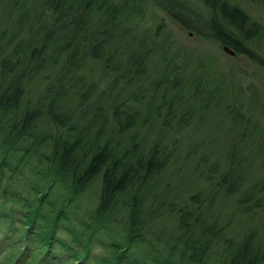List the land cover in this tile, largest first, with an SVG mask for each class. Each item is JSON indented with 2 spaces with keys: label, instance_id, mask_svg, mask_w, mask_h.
I'll use <instances>...</instances> for the list:
<instances>
[{
  "label": "rangeland",
  "instance_id": "1",
  "mask_svg": "<svg viewBox=\"0 0 264 264\" xmlns=\"http://www.w3.org/2000/svg\"><path fill=\"white\" fill-rule=\"evenodd\" d=\"M229 1L240 5L261 23V32L247 43L263 58L262 62L253 60L246 54L227 52L223 42L217 38L203 37L195 32L191 34L190 29L154 0H138L137 12L129 13L127 21L117 23L116 30L120 29V32H111L108 41L113 38L114 42L119 41L118 34L125 30L122 28L127 29L131 25L127 38L117 43L118 50L116 47L117 51H111L113 54L119 53L121 63H128V67L131 66L134 55L138 57V53L145 52L148 55L146 73H139L134 66L130 69L121 66L118 71L106 69L101 61L90 54L77 71L86 83L96 84L91 101L99 98L104 115L108 118L106 127L102 129L104 134L101 143L109 135L119 143L122 151L131 145L133 137L145 142V146H151L155 139L161 140L168 159L160 174L163 175V180H158L160 188H168V195L176 201L178 208L189 207L193 209V217L199 215L201 223L220 229L221 239H213L208 264H219L221 253L227 245L226 238L240 243L251 236L254 245L264 249V3L260 0ZM190 2L208 17L221 19L203 0ZM48 11L47 0H0L1 88L6 85L10 76L27 70V64L19 62L15 64L12 75L2 80L1 57L11 55L12 46L18 39L27 41L33 39L35 34V43H40L46 32V28H42L43 23L51 22ZM186 18L191 23L203 25L205 30L209 28L205 27L207 19L197 21L191 12L187 13ZM135 27L134 34L129 35ZM19 28L22 29L20 36L6 42ZM65 56L66 54H62L57 64L48 65L25 79L23 102L15 109L18 113L24 112L27 106L43 109L37 120L36 131L52 138H62L76 131L70 126L56 125L45 108L46 88L54 81L55 75L61 73ZM71 91L73 90L69 92ZM78 101V96H68L64 106H67L68 113L73 114V122L77 128H82V133L93 116L88 111L86 114H75ZM169 102L173 103L174 110L167 116V112L171 111L168 110ZM114 108L136 114L138 118L134 126L124 132L115 128ZM129 111L123 112L124 120L132 118ZM86 130L88 131L83 136L94 135L96 129L89 126ZM242 138L246 140L245 145L240 142ZM1 142L0 138V209L2 206L6 209H19L15 211V223L20 231L14 232L15 235L8 234V221L0 220V264L12 263L13 260V264H19L20 261V264H28L26 262L29 258H33V262L42 254L48 255L47 245L42 246L38 242L28 244V234L25 237L23 233L22 221L27 213L23 202L34 199L35 194L31 189L36 180L33 174L35 170L32 168L35 161H21L20 151L8 153L4 151ZM50 145L49 138L45 147L50 149ZM233 149L236 154L232 153ZM4 153L8 155L1 160ZM6 158H9L7 161L12 168L3 164ZM240 159L244 160L241 165ZM238 162L244 173V184L240 191L229 193L218 179L221 180V172L226 168H237ZM14 167L17 168L15 172ZM42 181L39 185L43 184ZM231 185L234 187V184ZM55 186L46 198L47 205L52 206L54 203L56 208L65 209V220L70 221L82 234L88 235L94 226L92 217L99 200L101 178L98 177L70 204L65 198L66 193L60 186ZM252 186H256L254 195L250 193ZM243 197L247 202L240 200ZM63 204L65 207L61 208ZM45 206L41 210L49 213L50 210ZM177 212L178 209L172 213L166 210L154 220L152 232L145 235V241L139 242L142 253L152 244L165 253L169 252L164 243L155 240L153 234L160 231L163 239H172L175 231L178 233L177 221L180 215ZM127 213V206H124L116 213V217L124 221ZM112 225L115 228V238L124 237L122 228L117 227L116 223ZM105 232L106 229L97 230L95 235H103ZM20 233H23V238L17 239L16 236ZM4 235L13 236L14 240L13 237L11 241L5 239ZM56 237L69 239L70 235L59 229ZM29 241L37 240L31 238ZM94 243L95 255L106 256V253H110V249L100 245L97 237ZM173 258H178V254H174ZM71 259L69 254L59 259L52 258L51 254L50 264H76Z\"/></svg>",
  "mask_w": 264,
  "mask_h": 264
},
{
  "label": "trees",
  "instance_id": "2",
  "mask_svg": "<svg viewBox=\"0 0 264 264\" xmlns=\"http://www.w3.org/2000/svg\"><path fill=\"white\" fill-rule=\"evenodd\" d=\"M158 1L187 29L203 37L217 38L238 53L262 62L263 58L251 48L249 42L247 43L261 32L262 25L240 5L229 0H203L216 11L223 20L221 21L215 16L205 15L190 2L191 0ZM260 1L264 3V0ZM47 5L51 22L43 23L42 28H46V32L40 43H35V34L33 39L27 41L18 39L12 46L11 55L1 57L2 80L12 75L15 64L19 62L26 63L27 70L31 68L29 71L26 70L27 72H16L13 77L7 79L3 88L0 87L3 89L2 93L0 92L1 145L8 153L20 151L21 161H35L32 168L35 170L33 174L36 180L31 187L35 194L34 199L23 202L27 210L25 220H21L24 226L23 233L25 237L28 234V244L38 242L40 245L48 246L49 256L42 254L38 260L31 262L33 258H29L26 263L50 264L51 254L54 259L69 254V258L76 264H208L213 239H221L220 229L214 225L201 223L199 215L193 217V209L178 208L176 201L169 197L168 188H160L158 180H163V175L160 174L168 159V153L161 140L155 139L151 146H145V142L133 137L131 145L122 151L119 143L109 135L105 142L101 143L104 134L102 129L106 127L108 118L106 114L104 115L100 99L91 101L96 84L86 83L81 73L77 72L87 61L86 56L90 54L101 61L106 69L118 71L121 66L127 69L134 66L139 73H146L148 55L145 52L138 53V57L134 55L133 62L128 67V63L124 65L121 63L119 53L114 52V55L111 51L118 50L117 43L127 38V31L129 33L131 25L127 29L122 28L125 30L118 34L119 41L114 42V38L108 41L111 32H120V29L116 30L117 23L127 21L129 13L137 12L138 0H47ZM188 12H191L197 21L207 19L205 27L209 26L208 30H205L203 25L191 23L186 18ZM135 29L136 27L132 28L129 35H133ZM21 33L22 29L19 28L6 42L18 38ZM62 54L66 56L61 73L59 75L55 73L54 81L48 84L44 94L45 108L56 125L70 126L76 131L74 133L70 131L71 134H66L67 136L62 138H52L36 131L37 120L43 109L27 106L22 113L15 109L23 102L26 80L44 67L57 64ZM116 60L118 61L114 62ZM70 90L73 91L69 92ZM70 93L72 94L68 95ZM68 96L73 98L78 96L75 114L79 112L86 114L88 111L93 116L88 125L90 128L95 127L94 135L83 136L89 126L80 133L82 128H77L73 122V114L68 113L67 106H64ZM164 97L166 98V95ZM168 104V110L171 111L167 112V116L173 109V103ZM127 111L129 110L117 108L113 111V126L121 132L133 127L138 118L129 111L132 118L124 120L123 112ZM49 138L51 148L47 149L45 146ZM240 142H244L245 145V138ZM233 150L232 153L236 154L235 149ZM6 155L8 154L4 153L1 160ZM7 159L9 158L3 160V164L12 168ZM243 161L239 160L240 165ZM239 162L237 168L225 170L220 168L224 171L221 172L222 178L218 179V182L229 193L240 191L244 184V173L239 167ZM16 169L14 167L13 171ZM98 177L101 178V191L94 213L91 212L94 226L88 235H84L76 230L70 221L65 220V209L56 208L54 203L48 206L46 198L49 197L50 190L58 185L66 193L65 198L70 204ZM41 181L43 184L39 185ZM230 183L234 184V187ZM255 188L256 186L250 187L252 195ZM240 200L247 202L245 197ZM44 206L50 210L49 213L41 210ZM124 206H127L128 213L123 221L116 217V213ZM63 207L65 204L61 206ZM177 209L180 215L177 221L178 233L175 231L172 239L166 237L163 239L160 231L156 233L153 231L155 240L164 243L169 252L165 253L157 245L152 244L142 253L139 242L145 241V235L152 232L154 220L162 216L166 210L172 213ZM18 210L14 207L6 209L3 206L0 209V220L8 221L9 224L8 234L15 235L14 232L20 231L15 223L17 221L15 211ZM112 223L122 228L124 237L115 238ZM59 229L68 233L70 238L57 239ZM101 229H106L107 232L95 235V232ZM23 233L18 234L16 238H23ZM4 236L10 241L13 237ZM95 237L99 239L101 246L110 249L108 255L107 253L106 256L95 255ZM31 238L37 241H29ZM225 244L227 245L221 253L219 264H264V249L254 245L253 237L248 236L240 243L232 238H226ZM174 254H178V258L174 259ZM13 261L5 264H13Z\"/></svg>",
  "mask_w": 264,
  "mask_h": 264
},
{
  "label": "water",
  "instance_id": "3",
  "mask_svg": "<svg viewBox=\"0 0 264 264\" xmlns=\"http://www.w3.org/2000/svg\"><path fill=\"white\" fill-rule=\"evenodd\" d=\"M224 49H225L227 52L231 53V54H235V53H236V50H235L234 48H231V47H230L229 45H227V44L224 45Z\"/></svg>",
  "mask_w": 264,
  "mask_h": 264
},
{
  "label": "flooded vegetation",
  "instance_id": "4",
  "mask_svg": "<svg viewBox=\"0 0 264 264\" xmlns=\"http://www.w3.org/2000/svg\"><path fill=\"white\" fill-rule=\"evenodd\" d=\"M154 2L155 3H157L158 5H160L161 7H163L160 3H159V1L158 0H154ZM164 8V7H163ZM165 9V8H164ZM168 11V10H167ZM190 33L192 34L193 32L192 31H190ZM208 38H210V37H208ZM223 45H224V43H223Z\"/></svg>",
  "mask_w": 264,
  "mask_h": 264
}]
</instances>
